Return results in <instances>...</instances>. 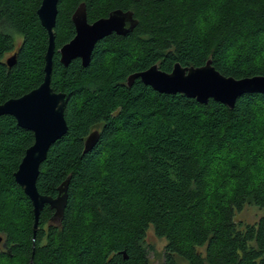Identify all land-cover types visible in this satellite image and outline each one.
I'll list each match as a JSON object with an SVG mask.
<instances>
[{
	"label": "trees",
	"instance_id": "1",
	"mask_svg": "<svg viewBox=\"0 0 264 264\" xmlns=\"http://www.w3.org/2000/svg\"><path fill=\"white\" fill-rule=\"evenodd\" d=\"M41 3L0 0V105L43 83ZM82 3L90 23L117 9L139 23L100 41L87 67H66L59 51L75 37ZM54 31L51 87L66 94L69 131L50 148L37 188L55 198L70 176L68 206L58 226L46 205L34 238L33 205L14 177L34 134L0 116V264H151V237L164 243L163 264H264V214L236 221L246 206L264 213V95L230 109L139 79L127 85L156 64L169 73L209 60L226 77L264 76V0H60Z\"/></svg>",
	"mask_w": 264,
	"mask_h": 264
},
{
	"label": "water",
	"instance_id": "2",
	"mask_svg": "<svg viewBox=\"0 0 264 264\" xmlns=\"http://www.w3.org/2000/svg\"><path fill=\"white\" fill-rule=\"evenodd\" d=\"M60 0H42L37 11L42 26L49 35V46L45 56V76L43 83L36 89L18 99H10L0 105V116L10 115L19 127L34 134V143L29 147L14 174L17 184L30 198L35 215L34 238L39 228L40 216L46 205L54 211L50 222L60 226L69 201L70 176L59 186L57 197L42 195L37 188L40 168L46 161L50 148L68 134L69 127L65 118L66 94L57 93L51 87L53 57L56 49L55 27ZM75 37L60 49V62L69 66L74 60H81L87 67L96 45L103 39L116 34L127 36L134 31L139 21L133 11L114 10L107 17L92 23L88 20L85 3L80 4L72 15ZM16 55L7 60L9 67L15 63ZM139 79L161 94L185 95L200 104L210 100L222 103L233 109L236 101L246 94L264 95V76L258 75L243 79L226 77L218 72L209 60L202 67H183L176 63L171 72L162 71L153 65L149 69L128 77L131 87ZM100 132H92L85 142L84 153H89L98 144ZM35 241V240H34ZM0 248H7L0 236ZM33 264V259L30 261Z\"/></svg>",
	"mask_w": 264,
	"mask_h": 264
},
{
	"label": "rangeland",
	"instance_id": "3",
	"mask_svg": "<svg viewBox=\"0 0 264 264\" xmlns=\"http://www.w3.org/2000/svg\"><path fill=\"white\" fill-rule=\"evenodd\" d=\"M21 41H22V38L17 36L16 45L20 44ZM263 214H264L263 211H260L256 209L255 207L246 206V208L242 212L237 213L236 221L238 223L241 222L243 224H253V223H256ZM149 241L151 244H154V249H155V251L150 252V255H149L151 264H163L164 258L162 254L163 253L162 247L164 243H162L161 241H159L158 239L154 237H151Z\"/></svg>",
	"mask_w": 264,
	"mask_h": 264
}]
</instances>
